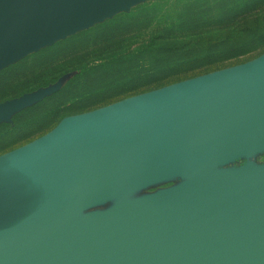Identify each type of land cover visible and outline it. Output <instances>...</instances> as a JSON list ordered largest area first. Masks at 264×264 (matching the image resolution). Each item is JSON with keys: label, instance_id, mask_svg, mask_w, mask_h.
<instances>
[{"label": "water", "instance_id": "obj_1", "mask_svg": "<svg viewBox=\"0 0 264 264\" xmlns=\"http://www.w3.org/2000/svg\"><path fill=\"white\" fill-rule=\"evenodd\" d=\"M140 1L0 0V69ZM262 152L264 52L64 117L0 155V264H264Z\"/></svg>", "mask_w": 264, "mask_h": 264}, {"label": "rangeland", "instance_id": "obj_2", "mask_svg": "<svg viewBox=\"0 0 264 264\" xmlns=\"http://www.w3.org/2000/svg\"><path fill=\"white\" fill-rule=\"evenodd\" d=\"M239 1L245 2L142 0L126 11L57 40L0 69V103L39 89L55 88L48 96L0 124V155L44 135L64 117L92 111L148 90L138 91V86H132L131 89L90 94L104 79L103 63H111L120 55L125 57L123 63H112V68L137 63L135 57L127 58V55L141 45H171L173 54L184 55L200 52L209 43L227 49L225 53L218 51L206 62L207 66L195 71L182 66L156 84L161 87L256 58L264 52V46L235 55H232V49L240 51L235 49V45H240L248 37L244 29H264V18H261L264 0H260L263 3L259 2L254 9L227 11ZM173 24L177 29L170 27ZM248 161L254 165H264V152L255 154ZM244 162L239 159L228 167H237ZM180 182L181 179L173 177L147 186L130 195V198L171 188ZM111 205V202H107L88 211H103Z\"/></svg>", "mask_w": 264, "mask_h": 264}, {"label": "trees", "instance_id": "obj_3", "mask_svg": "<svg viewBox=\"0 0 264 264\" xmlns=\"http://www.w3.org/2000/svg\"><path fill=\"white\" fill-rule=\"evenodd\" d=\"M259 2L260 0L239 1L232 9L227 11L241 12L246 8L254 9ZM193 3L188 4V7ZM260 3H263V1ZM261 18H264V13ZM170 27L177 29L176 24ZM244 30L247 31L248 37L240 45H235V49H239L240 51L232 49V55L247 53L264 46V29L246 28ZM170 47L171 45L157 47L154 43L145 44L130 51L129 55H127V58L130 56L135 57L137 63L112 68V63H123L125 57L122 55L117 56L116 60L111 63H103L101 68L104 71L102 75L104 79L92 89L90 94L116 89H131L132 86H138V91L146 88H149L146 91L157 89L161 87V85L156 86L157 83L162 82L164 78H168V75L174 73V71L180 69L182 66V68H186L187 70L192 69L195 71L200 67L207 66L206 62L218 51L223 50L222 53L227 52V49L210 43L200 52H190L185 55L173 54L174 49Z\"/></svg>", "mask_w": 264, "mask_h": 264}, {"label": "flooded vegetation", "instance_id": "obj_4", "mask_svg": "<svg viewBox=\"0 0 264 264\" xmlns=\"http://www.w3.org/2000/svg\"><path fill=\"white\" fill-rule=\"evenodd\" d=\"M239 164H240V163H239ZM239 164H238V165H239Z\"/></svg>", "mask_w": 264, "mask_h": 264}]
</instances>
